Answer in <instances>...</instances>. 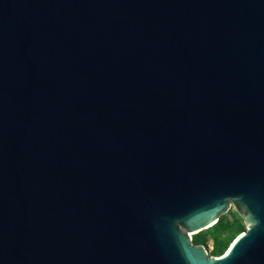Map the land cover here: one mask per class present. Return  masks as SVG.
<instances>
[{
  "label": "water",
  "instance_id": "water-1",
  "mask_svg": "<svg viewBox=\"0 0 264 264\" xmlns=\"http://www.w3.org/2000/svg\"><path fill=\"white\" fill-rule=\"evenodd\" d=\"M0 264H264V0H0Z\"/></svg>",
  "mask_w": 264,
  "mask_h": 264
},
{
  "label": "trees",
  "instance_id": "trees-1",
  "mask_svg": "<svg viewBox=\"0 0 264 264\" xmlns=\"http://www.w3.org/2000/svg\"><path fill=\"white\" fill-rule=\"evenodd\" d=\"M221 221L222 219L220 217L217 223H215L213 226L208 228V230L211 233L210 235L214 239V250L212 251L211 255H215V256L222 255L229 247L231 241L246 229L241 219H235L232 223L230 222L222 223ZM223 230H228V231L233 230L236 232V234L235 236H233V238L222 240L218 237L217 234ZM192 240L194 244H205L207 241V237L201 236L196 233L194 234Z\"/></svg>",
  "mask_w": 264,
  "mask_h": 264
},
{
  "label": "rangeland",
  "instance_id": "rangeland-1",
  "mask_svg": "<svg viewBox=\"0 0 264 264\" xmlns=\"http://www.w3.org/2000/svg\"><path fill=\"white\" fill-rule=\"evenodd\" d=\"M220 217L222 219V221H221L222 223H229V222L232 223L235 219H241L243 224L247 228V225H246V222L244 220V217L242 216V214L239 213V211L237 210V208H236V206H235V204L233 202H231L230 208L225 213L220 215ZM197 234L207 237L206 243L202 244V245H204L206 247V249L208 250L209 254H212V251L214 250V239L210 235L211 233L208 230V228L201 230ZM235 234H236V232L233 231V230H231V231L223 230V231L219 232L217 235H218V237L220 239L227 240V239L233 238V236H235ZM193 236L194 235H192V239H193Z\"/></svg>",
  "mask_w": 264,
  "mask_h": 264
},
{
  "label": "bare ground",
  "instance_id": "bare-ground-1",
  "mask_svg": "<svg viewBox=\"0 0 264 264\" xmlns=\"http://www.w3.org/2000/svg\"><path fill=\"white\" fill-rule=\"evenodd\" d=\"M190 234H192V233H190ZM239 235H240V234H239ZM239 235H238V236H239ZM238 236H237V237H238ZM237 237L231 242V244H230L229 246H231V245L233 244V242L237 239Z\"/></svg>",
  "mask_w": 264,
  "mask_h": 264
}]
</instances>
